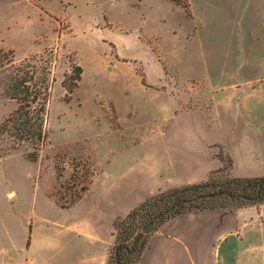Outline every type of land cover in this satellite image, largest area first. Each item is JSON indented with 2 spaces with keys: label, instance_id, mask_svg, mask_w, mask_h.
Listing matches in <instances>:
<instances>
[{
  "label": "rangeland",
  "instance_id": "obj_1",
  "mask_svg": "<svg viewBox=\"0 0 264 264\" xmlns=\"http://www.w3.org/2000/svg\"><path fill=\"white\" fill-rule=\"evenodd\" d=\"M25 61L50 69L47 138L0 133V257L3 211L30 214L43 191L68 216L120 220L219 167L234 175L225 147L237 175H264L244 155L264 147V0H0V124L17 105L3 73Z\"/></svg>",
  "mask_w": 264,
  "mask_h": 264
},
{
  "label": "crops",
  "instance_id": "obj_2",
  "mask_svg": "<svg viewBox=\"0 0 264 264\" xmlns=\"http://www.w3.org/2000/svg\"><path fill=\"white\" fill-rule=\"evenodd\" d=\"M244 147L246 161L264 157V147ZM225 152L234 176H242L234 171L235 155L226 147ZM40 197L38 209L30 214L19 208L3 211L0 264H105L119 213L109 209L102 219L100 212L83 209L79 217L68 216L71 210L58 206L44 191ZM138 264H264V202L229 213L200 209L168 219L149 238Z\"/></svg>",
  "mask_w": 264,
  "mask_h": 264
},
{
  "label": "trees",
  "instance_id": "obj_3",
  "mask_svg": "<svg viewBox=\"0 0 264 264\" xmlns=\"http://www.w3.org/2000/svg\"><path fill=\"white\" fill-rule=\"evenodd\" d=\"M6 71L3 73V90L17 105L0 124V133H7L18 143L26 142L37 148L47 138L45 121L51 92L50 69L38 68L25 61L10 64ZM81 74L82 68L78 64H73L70 72L64 74L61 83L67 92L76 87ZM30 158L34 160L35 156ZM228 168L222 166L210 171L201 183L152 195L132 208L124 218L115 220L114 245L105 264H138L149 238L173 217L212 208L229 213L264 202V175L234 176Z\"/></svg>",
  "mask_w": 264,
  "mask_h": 264
},
{
  "label": "built area",
  "instance_id": "obj_4",
  "mask_svg": "<svg viewBox=\"0 0 264 264\" xmlns=\"http://www.w3.org/2000/svg\"><path fill=\"white\" fill-rule=\"evenodd\" d=\"M26 264H32V263H26Z\"/></svg>",
  "mask_w": 264,
  "mask_h": 264
}]
</instances>
